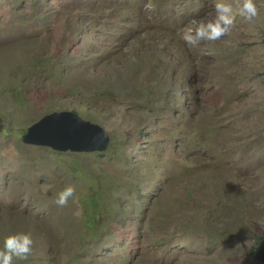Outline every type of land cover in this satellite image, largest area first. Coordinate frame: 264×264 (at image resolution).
Listing matches in <instances>:
<instances>
[{
	"label": "rangeland",
	"instance_id": "1",
	"mask_svg": "<svg viewBox=\"0 0 264 264\" xmlns=\"http://www.w3.org/2000/svg\"><path fill=\"white\" fill-rule=\"evenodd\" d=\"M252 2V25L189 47L177 29L214 0H0V237L33 240L15 264H94L93 213L126 247L104 264H261L249 252L264 241V0ZM54 112L99 126L106 149L25 145Z\"/></svg>",
	"mask_w": 264,
	"mask_h": 264
},
{
	"label": "clouds",
	"instance_id": "2",
	"mask_svg": "<svg viewBox=\"0 0 264 264\" xmlns=\"http://www.w3.org/2000/svg\"><path fill=\"white\" fill-rule=\"evenodd\" d=\"M213 7L215 14L211 17L192 18L177 29L180 39L185 42L186 46H195L201 40L221 39L234 28L237 18L244 25L249 26L258 19V12L252 0H239L235 6L226 2V0H214ZM158 166L163 167L162 164ZM73 193L74 186L71 183L65 184L56 192L55 203L65 205L68 199L73 196ZM82 240H86L84 236ZM32 244L33 240L28 232L17 231L3 235L0 237V264H15L16 260L25 259L32 251ZM116 245L117 242H114L108 251L117 249L121 253L126 248L119 245L115 247ZM99 252H101V248ZM120 264H127L123 257H121ZM261 264H264V262H261Z\"/></svg>",
	"mask_w": 264,
	"mask_h": 264
},
{
	"label": "water",
	"instance_id": "3",
	"mask_svg": "<svg viewBox=\"0 0 264 264\" xmlns=\"http://www.w3.org/2000/svg\"><path fill=\"white\" fill-rule=\"evenodd\" d=\"M108 137L98 126L82 121L69 112L45 115L26 130L22 142L48 147L57 152H102Z\"/></svg>",
	"mask_w": 264,
	"mask_h": 264
},
{
	"label": "trees",
	"instance_id": "4",
	"mask_svg": "<svg viewBox=\"0 0 264 264\" xmlns=\"http://www.w3.org/2000/svg\"><path fill=\"white\" fill-rule=\"evenodd\" d=\"M102 154V153H98ZM157 161V160H156ZM162 169V166H155V170L151 175L152 183L157 179L156 174ZM104 184H102L103 186ZM194 192H200V189H195ZM149 194V193H148ZM87 207L92 209V212L100 211L99 213L102 214L103 210L96 209L97 207V198L92 196L88 199V201H83ZM110 217L108 214L102 216H98L97 214L93 213L89 217L83 219V224L85 227L84 238L86 240H82V244L91 245L94 243L92 248H96L98 244H102L101 252L96 254V257L93 261L94 264H104L105 257L108 250L114 244L115 241H112L110 238ZM215 236V233H214ZM261 243L251 249L249 255L251 258L259 259L260 261L264 262V241L260 239ZM93 250V249H92ZM93 254V251H90Z\"/></svg>",
	"mask_w": 264,
	"mask_h": 264
},
{
	"label": "bare ground",
	"instance_id": "5",
	"mask_svg": "<svg viewBox=\"0 0 264 264\" xmlns=\"http://www.w3.org/2000/svg\"><path fill=\"white\" fill-rule=\"evenodd\" d=\"M59 113V112H58ZM69 113H72V112H69ZM72 114H74V113H72ZM75 115V114H74ZM77 116V115H76ZM78 117V116H77ZM80 118V117H79ZM81 119V118H80ZM82 120V119H81ZM83 121V120H82ZM84 122H86V121H84ZM87 123H89V122H87ZM89 124H91V123H89ZM91 125H95V124H91ZM95 126H97V125H95ZM99 127V126H98ZM100 128V127H99ZM101 129V128H100ZM103 131V130H102ZM104 132V131H103ZM26 145V144H25ZM28 146H31V145H28ZM39 147H41V146H39ZM48 148V147H47ZM50 149V148H49ZM52 150V149H51ZM52 151H54V150H52ZM54 152H57V151H54ZM59 153V152H58Z\"/></svg>",
	"mask_w": 264,
	"mask_h": 264
}]
</instances>
